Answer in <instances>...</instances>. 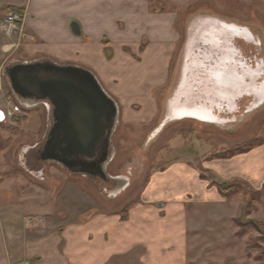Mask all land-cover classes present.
Returning <instances> with one entry per match:
<instances>
[{"label":"crops","instance_id":"obj_1","mask_svg":"<svg viewBox=\"0 0 264 264\" xmlns=\"http://www.w3.org/2000/svg\"><path fill=\"white\" fill-rule=\"evenodd\" d=\"M190 1L167 0V3L185 8ZM9 8L25 13L23 38L11 40V44H16L14 54L22 60L19 62L35 60L31 62L35 63L51 58L61 64L84 67L94 72L118 98L122 96L114 79L122 80V74L128 75L129 63L123 61L127 69L119 71L120 77L112 76L105 65L117 67V58L106 60L102 40L111 41L116 57L117 50H122L127 43L148 40L144 57L153 56V61L169 59L157 68L158 72H166L179 38L178 14L156 11L148 0H0V19ZM72 22L80 25L82 35L72 32ZM6 44L0 36V60ZM4 76L0 68V110L3 111L11 104L19 105L6 91ZM126 85L146 89L136 80ZM32 107L23 108L17 117L26 116ZM27 121L26 118L24 122ZM7 159L0 151V264H31L33 258L37 259L34 264H190L198 261L209 264L210 243L219 229L214 226L224 223L222 216L226 207L235 204L241 208L236 200L224 198L212 180L243 182L258 191L264 188V145H261L229 159H203L201 167L191 159H176L147 181L141 199L127 209L126 217L98 211L94 199L88 196L87 201L81 188L71 182L64 193L72 202L63 212L53 207L56 203H65L60 196L52 203L48 193L37 190L34 194L32 186L30 189L27 186L29 182H24L25 189L21 184L18 190L8 185L9 180L32 179L24 173L17 175L14 171L13 174L16 168L11 169L5 162ZM201 169L214 179L202 178ZM81 198L84 200L81 202H89L87 218L81 207L75 206ZM206 216L210 222L205 223ZM261 216L264 220V212ZM31 219L37 221L35 226H40L34 229L42 232L41 236H34ZM203 229L206 235L200 242ZM193 249L201 251L195 255Z\"/></svg>","mask_w":264,"mask_h":264},{"label":"rangeland","instance_id":"obj_2","mask_svg":"<svg viewBox=\"0 0 264 264\" xmlns=\"http://www.w3.org/2000/svg\"><path fill=\"white\" fill-rule=\"evenodd\" d=\"M148 1H151L152 9H156V11H171V13L178 14L176 31L179 33V38L175 42L168 70L158 72L157 68L169 59L153 61L155 59L153 56L144 57L150 41L129 42L128 45L122 47V50H117L116 57V51L107 38L101 41L104 50H107L105 58L108 61L117 58L115 61L119 66L104 64L108 68L107 71L112 76L120 77L119 71L127 69L124 67L123 61H128L126 63L130 65H128L130 71L127 75H130L129 79L125 74H122V80L114 79L122 97L118 98L111 94L98 76L89 70L98 78L103 89L118 106V116L112 131L111 161L109 160L105 168L110 176L128 179L130 183L128 188L118 196L109 198L90 178L82 174H74L55 161H48L46 167L40 168L29 167V164L28 168H25L21 165L20 161L27 158L33 152V148L41 145L44 141L47 113L40 104L38 107L33 105V109L27 111L26 116L16 117L8 124L0 126V151H3L8 158L5 162L11 169L16 168L13 170V174L14 171L17 175L24 173L25 176L32 179L9 180L8 185L14 190L21 187L25 189L24 182H29L30 185L27 186L29 189L32 186L31 191L34 194L37 190L40 193L42 191L48 193L47 197L52 203L55 202L56 196L64 198V204L53 205L56 210L62 209L64 212L72 202L65 194L66 188L69 183L73 182L81 188L86 200L88 196L94 199V203L99 208L98 211L107 214L119 213L122 217H126L127 209L136 205L141 199L147 181L152 178L154 173L174 161L183 158L191 159L201 167L203 159H217L216 156L228 157L236 150H246L251 142L255 143L254 149L264 145V0H191L185 8L168 5L167 0ZM206 16L218 18L231 27L235 26L241 33L242 31L246 34L251 33L254 41L251 40L250 43H247L240 40L238 32L227 29L229 39L226 41L224 37L219 47H216L211 41L203 42L197 39L195 48L192 52L187 53L188 45L186 46V43L190 24L194 20ZM15 39L17 40V36ZM237 39L240 41H236ZM6 42L11 44L10 40H6ZM228 43L233 47L235 59L240 53V58H244L249 65L248 68L245 63L242 64L240 72H237L235 76L240 81H246V84L252 86L251 94H245L235 103L226 101L221 94L215 91H206L216 85L213 78L217 74L214 73L215 76L212 77L211 72L217 70V63H220L219 59L223 57V53H228L224 50L228 49ZM235 59L231 63L225 62L223 65L234 66ZM19 60L22 61L16 57L13 50L5 53L0 60L2 73L5 75L6 68L13 63L23 65L33 64L31 62L35 61L19 62ZM56 63L61 65V63ZM193 63L196 66H193ZM153 70H156L155 74L152 73ZM248 71L255 80L252 81L250 77H247ZM4 79L6 91L21 105L18 97H15L11 91L9 80L6 77ZM134 80L139 85H145L146 89L132 88V86L126 85ZM181 82H187L190 87L188 91L195 96L197 104H203L206 108L211 106L214 109L213 114L217 117L215 122L209 119L208 122L198 117L172 121L168 117L171 103L178 100L182 92L179 90ZM208 82L210 83L207 85ZM225 86L229 85L224 84L223 87ZM225 89L227 88L225 87ZM226 91L223 89L221 92ZM236 92L237 89H235L234 95ZM254 94L258 96V104L255 107L251 105L255 98ZM185 100L186 97H182L180 103H184ZM178 109L175 110L177 113ZM26 118L28 121L25 123ZM27 149L30 150L28 155L24 154ZM201 171V177L214 179L205 170L201 169ZM215 181L217 180H212V183ZM20 184L21 187H19ZM228 184L239 188L237 195L229 200H236L241 208L236 207L235 204L232 207L229 205L225 208L222 216V219L225 220L224 223L214 226L219 229L210 243L212 247L209 249L208 257H211L208 259L209 264H264V229L258 226L260 223L264 224L261 216V213L264 212V188L258 191L243 182ZM257 192L260 193L256 194ZM254 199L253 205L249 206V203H252ZM81 201L84 200L81 198L75 203V206H80L85 213L84 218H87L89 202ZM230 215L236 216L229 221ZM50 216L52 217V215ZM206 218H203L205 223L210 222L207 216ZM33 219L30 221L33 225L34 236L39 237L42 232L35 231L40 226H35L37 221ZM56 220L58 221V219ZM200 234L199 240L202 242L206 235L204 229L200 231ZM200 251V249L192 250L195 255H198ZM33 259L31 264L37 260ZM205 262L198 261V263L190 264H205Z\"/></svg>","mask_w":264,"mask_h":264},{"label":"flooded vegetation","instance_id":"obj_3","mask_svg":"<svg viewBox=\"0 0 264 264\" xmlns=\"http://www.w3.org/2000/svg\"><path fill=\"white\" fill-rule=\"evenodd\" d=\"M238 36L241 37L240 40L247 43H250L251 40L254 41L251 33L246 34L243 31L242 33L239 31ZM240 40L237 39L236 41ZM239 55L235 59V65L233 66L234 69H237V72H240V66L244 63L249 68L245 59L240 58ZM18 66L20 64L13 63L6 68L5 77L9 82H11L13 70ZM32 67L30 74L33 78H30L25 70L18 73V79L23 88L17 97L20 100L21 109H26L31 105L38 107L42 104L47 113V124L42 144L35 146L33 152L27 158L21 157L23 160L20 161V164L25 168H28V164L29 167H46V162L51 161L50 158H52L49 148L53 141L58 139L59 145L57 146L56 154L61 158V162H64L62 166L74 174H82L90 178L103 194H106L109 198L114 197L116 191L126 182V179L110 176L105 168L112 152L109 143V132L113 122V115L111 116L109 106L103 102L104 99L97 93L96 88L86 76H79L73 71L64 70L72 67V65H59L53 60L45 58L33 63ZM228 67L230 68V66ZM61 86H65L66 89L59 92L56 88ZM65 95L69 97H65ZM254 97L251 103L253 107L258 104V96L254 94ZM91 98H98L100 100L99 103L102 102L105 105L104 109H101V111L96 110L97 105L92 102ZM93 121L98 123L94 124ZM213 122L215 121L213 120ZM89 123L92 125H87ZM82 124H85V126L83 125L85 128L84 133L88 136L101 135L100 125L104 134L92 153L88 151V148L78 149L77 154L72 158L73 163L66 165L65 160H67L66 155L68 153L66 138L72 133L80 134L78 130H80L79 128L82 129ZM28 151L30 150H25L24 154H27Z\"/></svg>","mask_w":264,"mask_h":264},{"label":"water","instance_id":"obj_4","mask_svg":"<svg viewBox=\"0 0 264 264\" xmlns=\"http://www.w3.org/2000/svg\"><path fill=\"white\" fill-rule=\"evenodd\" d=\"M225 28V30L223 29ZM230 29V27L225 24L224 22H222L221 20H219L218 18H214V17H201V18H198V20H194L191 24H190V27H189V30H188V35H187V43H186V51L187 53L189 52H192V50L195 48V44H196V41L197 39H200V41H211L212 44H214L216 47H219V45L223 42L222 39L225 37L226 41H228L229 39V35L226 30L227 29ZM71 29H72V32L77 35V36H80L82 35V31H81V27L80 25L77 23V22H72L71 23ZM228 46H229V43H228ZM188 55V54H187ZM193 66H196L194 65V63L192 64ZM33 64H23V65H20L18 67H16L13 72H12V78H11V82H10V87H11V91L12 93L14 94V96H18V94L20 93V91L22 90V85L21 83L19 82V79H18V73L25 70L27 71L28 73V76L30 78H33V76L30 74L31 70L33 69ZM192 67V66H191ZM190 67V68H191ZM60 70H63V69H60ZM65 71H73L75 72L76 74H78L79 76H86L87 79L92 82V84L94 85V87L96 88V91L99 95H101V97L104 99L103 102L106 103V105L109 106V109L111 110L110 113H111V116L113 115V122L111 124V130H110V140H109V143L111 145V142H112V131L115 127V123H116V118L118 116V106L116 104V102L114 101V99L112 97H110L108 95V93L103 89V87L101 86L98 78L89 70H86L84 68H81V67H78V66H72V67H68L66 69H64ZM64 73V71H62ZM238 79V83H239V86H238V89H237V92L235 94V98L233 99H229L230 97H226V96H223V98L226 100V101H232L233 103H235L237 100H239L242 96H244L245 94L246 95H250L251 94V89H252V86L251 85H248L246 84L245 82L243 81H240L239 78ZM39 81V80H38ZM182 84H180V96L178 98V100H175L174 102L171 103V110L170 111V114H169V118L172 120V121H179V120H183V119H196V116L194 115H191V114H188L187 111L192 109V108H195V103H193V100L195 98V96L189 92V88L188 85H187V82H181ZM216 84V83H215ZM208 85V84H207ZM215 88L218 89V91H215L219 94H227L226 92H221L223 89L224 90H227L225 89V87H223V84H222V87H218L217 85H215ZM228 88V87H226ZM242 88H244L245 90H241ZM59 92L66 89L65 86H61V87H57L56 88ZM70 89V88H68ZM248 89H250V91H248ZM230 92H231V89L229 88ZM67 92V91H66ZM29 95V94H28ZM63 95V94H62ZM98 95V96H99ZM84 97H86L85 95H83ZM222 96V95H221ZM65 97H69L67 95H65ZM182 97H186V100L184 103H180L181 101V98ZM92 99V102L94 103L95 102V105H97V108L96 110H99L101 111V109H104V106L102 104V102L99 103V99L98 98H91ZM98 99V101H97ZM87 100V99H86ZM92 103V104H93ZM181 105V106H179ZM179 106V107H178ZM184 107L185 109V113L186 115L183 116V117H177V112L175 110H177L178 108H181V107ZM179 110V109H178ZM4 120V114L3 112L0 110V122H2ZM94 124H97L98 122H95L93 121ZM92 123V122H90ZM87 124V125H92V124ZM83 125L85 126V124H82V129L79 128L80 130H78L80 132V134H70L67 136L66 138V143L68 144V148H67V155H66V159L65 160V163L66 165H71L73 163V157L74 155L77 154V151L78 149H84V148H88V151L89 152H93L94 151V148L96 147L98 141L100 140V138H102L103 134H104V131L100 125V134L101 135H98V136H88L87 134L84 133L85 131V128L83 127ZM59 145V140H55L53 141V143L51 144L50 148H49V152L52 156L51 161H55L61 165H64V162H61V158L58 157V155L56 154V149H57V146ZM111 161V160H110ZM130 185L128 179H126V182H124V184L116 191V194L115 196H118L119 194L122 193V191L126 190L128 188V186Z\"/></svg>","mask_w":264,"mask_h":264},{"label":"bare ground","instance_id":"obj_5","mask_svg":"<svg viewBox=\"0 0 264 264\" xmlns=\"http://www.w3.org/2000/svg\"><path fill=\"white\" fill-rule=\"evenodd\" d=\"M230 29H232V31L234 32H239L237 30V27L235 26H230ZM225 30V28H223ZM227 29V28H226ZM226 50V52L228 53H223V57L221 59H219V64L217 63V66L215 71H212L211 72V76L214 77V73L217 74L216 77H214V82L216 83V85L218 87H222V84L224 85H229V86H225V87H228L227 88V91L228 93L227 94H221L222 96H226V97H230L229 99H234L235 98V95L234 92H235V88L238 89V86H239V83H238V79L237 77L235 76V74H237V69H234L233 66H230V68L226 65H223L225 62L226 63H231L232 60L235 59V52L233 51V47L232 45H229L228 46V49H224ZM220 65H223V66H220ZM223 71V73H221V71ZM224 74H227V75H224ZM247 77H250L253 80H255L252 76H251V73L248 71L247 72ZM245 80V79H244ZM210 82H208L207 84H209ZM212 86V85H211ZM232 86V87H230ZM229 88L231 89V92L229 90ZM208 92H211V91H218L217 88H210L209 90H206ZM193 103H195V108H192L190 110L187 111L188 114H191V115H194L198 118H201V119H204L205 121H208L209 120H215V116L213 114V111L214 109L210 106L209 108H206V106H204L203 104L199 105L197 104V101H196V98H194L193 100ZM177 117H183L186 115L185 113V109L184 107L182 106L181 108H179V111L177 113ZM217 118V117H216ZM209 119V120H208Z\"/></svg>","mask_w":264,"mask_h":264},{"label":"built area","instance_id":"obj_6","mask_svg":"<svg viewBox=\"0 0 264 264\" xmlns=\"http://www.w3.org/2000/svg\"><path fill=\"white\" fill-rule=\"evenodd\" d=\"M24 21L25 13L21 9H11L9 10L4 18L0 19V36L5 40H12L17 36V38L22 39L24 35ZM16 44H7L5 53H9L13 50ZM4 114V120L0 122L5 124L10 120H13L22 113V109L17 104H11L9 109L1 110Z\"/></svg>","mask_w":264,"mask_h":264},{"label":"trees","instance_id":"obj_7","mask_svg":"<svg viewBox=\"0 0 264 264\" xmlns=\"http://www.w3.org/2000/svg\"><path fill=\"white\" fill-rule=\"evenodd\" d=\"M11 9L12 8H9L8 10H11ZM106 51L107 50H104L105 54H106ZM18 121H20V120H18ZM254 144H255L254 142H251L249 144V147L246 150H242V151L241 150H236L235 152L231 153L228 157L216 156V158L217 159H229V158H232V157L240 155V154L248 153L249 151L254 149V147H255ZM202 178H204V177H202ZM213 184L217 186L220 194L226 199L232 198L233 196L237 195V193L239 192V190H238L239 188H235V186H232L231 184H228V182L215 181ZM259 193L260 192H257L256 194H259ZM254 202H255V199H254V201L252 203H249V206H252ZM258 226H261L260 228L264 229V224L263 223H260Z\"/></svg>","mask_w":264,"mask_h":264}]
</instances>
